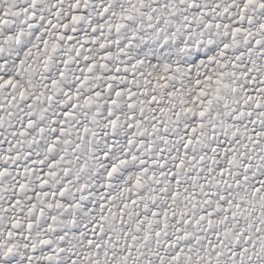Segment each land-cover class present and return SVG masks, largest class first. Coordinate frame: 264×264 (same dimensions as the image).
Segmentation results:
<instances>
[{
    "label": "snow or ice",
    "instance_id": "obj_1",
    "mask_svg": "<svg viewBox=\"0 0 264 264\" xmlns=\"http://www.w3.org/2000/svg\"><path fill=\"white\" fill-rule=\"evenodd\" d=\"M0 264H264V0H0Z\"/></svg>",
    "mask_w": 264,
    "mask_h": 264
}]
</instances>
